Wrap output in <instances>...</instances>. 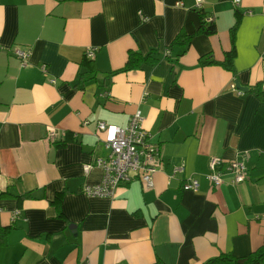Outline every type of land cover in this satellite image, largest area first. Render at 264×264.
<instances>
[{
	"label": "crops",
	"instance_id": "0c3cea01",
	"mask_svg": "<svg viewBox=\"0 0 264 264\" xmlns=\"http://www.w3.org/2000/svg\"><path fill=\"white\" fill-rule=\"evenodd\" d=\"M200 10L216 33L178 57L172 43L197 32ZM236 15L234 76L200 60H224ZM0 45V264H203L263 244L264 101L249 90L264 83V0H0ZM18 46L32 50L27 67ZM151 50L158 63L112 74ZM138 111L160 152L154 188L85 195L104 178L87 166L109 153L97 123L125 127ZM52 128L65 138L48 143ZM245 154L246 181H207L212 158ZM189 178L199 191L182 190Z\"/></svg>",
	"mask_w": 264,
	"mask_h": 264
},
{
	"label": "built area",
	"instance_id": "2783aa9c",
	"mask_svg": "<svg viewBox=\"0 0 264 264\" xmlns=\"http://www.w3.org/2000/svg\"><path fill=\"white\" fill-rule=\"evenodd\" d=\"M204 0H196V7L201 8ZM234 6H239L241 0H232ZM207 22H213L214 17L206 18ZM2 46L0 45V50ZM96 49L90 48L86 51V58L94 60ZM13 54L20 60L22 67H27L32 56L30 47H16L12 49ZM41 71L47 72V66L42 65ZM55 83V80L51 81ZM236 89L235 85L232 86ZM143 117L136 112L129 120L128 125L120 127L105 122L97 123V132L100 134V141L109 151L106 157H98L93 164L87 166L99 167L104 172V178L98 185H87L82 192L91 197L112 198L116 189L128 185L135 180H140L146 189L154 188V175L160 168V152L158 146L152 143L149 133L143 128ZM66 132L50 129L47 134V141L55 144L65 138ZM247 154L241 159L230 162H222L217 158L210 160V173L206 175L207 181L214 187L219 188L224 183V176H231V184L238 185L249 178L246 162ZM185 171L184 165L175 166L174 174H182ZM200 188V181L196 178H189L182 184V190L197 192ZM18 212H16L17 214Z\"/></svg>",
	"mask_w": 264,
	"mask_h": 264
},
{
	"label": "trees",
	"instance_id": "16d2710c",
	"mask_svg": "<svg viewBox=\"0 0 264 264\" xmlns=\"http://www.w3.org/2000/svg\"><path fill=\"white\" fill-rule=\"evenodd\" d=\"M206 13L203 10H200V19L201 23L194 35H188L185 32H180L178 36L174 39L172 43V47L175 46L176 48L180 49L178 53V57H180L183 53H185L188 48L190 47L192 40L195 35L199 34H206L208 36L214 35L216 33V25L213 22H207ZM240 23V16L236 15L235 24L231 28V44L232 47L229 51L225 52V58L221 62L211 61L209 56L203 57L200 60L201 65H218L222 68L226 69L227 71L231 72L236 76V69L234 66L235 58H236V50H235V32ZM86 57V56H85ZM93 60L91 59H84V62L88 65H91ZM159 62V53L157 50H151L150 53L147 55H142L138 52L130 51L128 53V59L125 66L122 70L117 72H113L112 74H117L120 72H129L131 70L139 69L143 65L146 64H155ZM250 92L255 93L261 101H264V83L256 84L255 86L251 87ZM60 213V212H59ZM9 233L8 228H0V243H2L4 237L7 236ZM203 264H264V242L263 244L254 252L250 253L244 257H236L232 254L228 253H221L219 256L211 258L204 262Z\"/></svg>",
	"mask_w": 264,
	"mask_h": 264
},
{
	"label": "water",
	"instance_id": "95a60500",
	"mask_svg": "<svg viewBox=\"0 0 264 264\" xmlns=\"http://www.w3.org/2000/svg\"><path fill=\"white\" fill-rule=\"evenodd\" d=\"M237 88L239 89V91H244V92H248V88L241 86L240 84H237Z\"/></svg>",
	"mask_w": 264,
	"mask_h": 264
}]
</instances>
